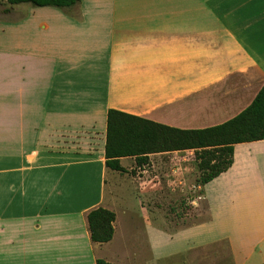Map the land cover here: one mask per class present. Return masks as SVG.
<instances>
[{
    "label": "crops",
    "instance_id": "crops-1",
    "mask_svg": "<svg viewBox=\"0 0 264 264\" xmlns=\"http://www.w3.org/2000/svg\"><path fill=\"white\" fill-rule=\"evenodd\" d=\"M263 86L264 0L0 10V264H264V140L234 146L232 166L198 186L200 220L186 226L156 202L181 196L199 151L143 167L122 158L124 173L105 156L110 110L204 130ZM97 208L116 216L105 244L91 239Z\"/></svg>",
    "mask_w": 264,
    "mask_h": 264
},
{
    "label": "trees",
    "instance_id": "trees-1",
    "mask_svg": "<svg viewBox=\"0 0 264 264\" xmlns=\"http://www.w3.org/2000/svg\"><path fill=\"white\" fill-rule=\"evenodd\" d=\"M10 6L30 4L34 7L69 9L81 0H3ZM264 140V86L252 104L232 120L204 130H181L110 110L107 116L106 165L126 172L122 158L134 157L138 167L149 164V155L196 150L201 185L226 172L233 164L234 146ZM115 213L97 208L88 215L91 239L110 242L115 233ZM97 264H110L98 260Z\"/></svg>",
    "mask_w": 264,
    "mask_h": 264
},
{
    "label": "rangeland",
    "instance_id": "rangeland-1",
    "mask_svg": "<svg viewBox=\"0 0 264 264\" xmlns=\"http://www.w3.org/2000/svg\"><path fill=\"white\" fill-rule=\"evenodd\" d=\"M7 7H9V5L5 1L0 0L1 13L5 12V8ZM191 170L187 173L186 175L187 177H185V182L179 189L181 196L174 198V200L171 202L168 201L156 202V206L161 208L162 211H165L166 216H168L170 219L174 221L175 224L174 226L191 225L198 222V220H200V218H196L197 212L194 210L193 206L189 205V202L191 201V199L195 198L199 193L198 186H201L200 180L202 174L198 168L192 171ZM151 171L154 174L156 173L154 169H152ZM171 172H172L171 169L168 168L169 175H171ZM136 174L137 172L135 171V173L132 175H136ZM161 179H162V183L165 185V192H168L167 194L171 193L170 189L167 187L168 185L167 177L161 175ZM221 250L223 251V247H221ZM181 262H185V260H181V261L174 260L172 264H180Z\"/></svg>",
    "mask_w": 264,
    "mask_h": 264
}]
</instances>
